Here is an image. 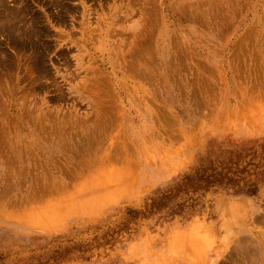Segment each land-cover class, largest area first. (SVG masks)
I'll return each instance as SVG.
<instances>
[{
	"label": "rangeland",
	"instance_id": "rangeland-1",
	"mask_svg": "<svg viewBox=\"0 0 264 264\" xmlns=\"http://www.w3.org/2000/svg\"><path fill=\"white\" fill-rule=\"evenodd\" d=\"M0 264H264V0H0Z\"/></svg>",
	"mask_w": 264,
	"mask_h": 264
},
{
	"label": "trees",
	"instance_id": "trees-1",
	"mask_svg": "<svg viewBox=\"0 0 264 264\" xmlns=\"http://www.w3.org/2000/svg\"><path fill=\"white\" fill-rule=\"evenodd\" d=\"M227 169V168H226ZM209 175H205L204 171L201 173H195L194 176H187L184 178V182L177 186L174 190H170L168 193H164L158 198L154 199L150 205H149V213H152L153 211H158L159 209H162L167 206V204L175 198L178 193L184 192L186 193V190L192 189L197 190L199 189L200 184H204L205 187H208L209 184L217 183V184H232V180L228 178L226 175H222V170L216 171ZM227 181H226V180ZM249 193L254 194L253 190H250Z\"/></svg>",
	"mask_w": 264,
	"mask_h": 264
}]
</instances>
